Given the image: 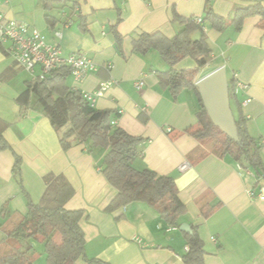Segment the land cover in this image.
<instances>
[{
    "label": "crops",
    "instance_id": "0c3cea01",
    "mask_svg": "<svg viewBox=\"0 0 264 264\" xmlns=\"http://www.w3.org/2000/svg\"><path fill=\"white\" fill-rule=\"evenodd\" d=\"M254 2L264 6V0H79L74 10L51 11L62 21L50 28L41 0H0L5 19L36 29L48 44L59 47L63 57L79 53L97 66L82 82L69 75L67 85L92 93L108 83L92 106L120 112L116 127L144 139L142 154L132 163L135 169L174 179L187 210L180 226L196 228L205 251L204 264H264V200L249 195L264 189V181L259 180L255 190L257 179L251 171L240 175L230 157H189L202 149L186 132L197 121V96L186 89L174 100L156 75L168 70V65L154 51L133 54L132 39L155 32L171 38L181 30L173 21L175 14L203 19L208 6L225 18L222 31L203 24L211 65L224 68L232 88L234 81L247 85L236 95L231 90V110L235 116L239 105L248 133L261 143L264 161V30L258 26L259 17L246 19L239 31L230 24L235 9ZM66 19L69 23L63 25ZM115 32L121 36L119 49ZM199 37L200 32L193 34ZM9 49V43H0V135L11 148L0 149V210L6 206L0 217V252L12 246L3 228L12 230L27 214L26 195L39 203L45 189L43 177L61 174L74 189L64 209L83 212L80 228L87 259L108 264H183L186 247L180 226L167 225L142 203L105 211L117 191L99 170L104 150L90 151L86 144H77L63 151L59 134L46 116L35 110L19 114L15 100L33 77L15 62ZM193 67L195 63L185 59L176 69ZM137 80L143 81L141 90L134 87ZM246 99L251 101L243 105ZM13 153L21 159L20 182L13 172ZM183 164L187 167L182 170ZM205 204L215 207L207 218L200 208ZM30 243L36 251L34 264H46L44 244ZM74 264L88 263L80 258Z\"/></svg>",
    "mask_w": 264,
    "mask_h": 264
},
{
    "label": "trees",
    "instance_id": "16d2710c",
    "mask_svg": "<svg viewBox=\"0 0 264 264\" xmlns=\"http://www.w3.org/2000/svg\"><path fill=\"white\" fill-rule=\"evenodd\" d=\"M78 1L70 4L67 0H41L48 26L53 28L56 23L62 21L56 15L49 14L51 11L62 14L66 9L74 10L78 6ZM254 17L260 18L258 26L264 30V6L261 2L235 9L230 24L239 31L246 19ZM173 21L181 26V30L171 38L160 32L137 34L132 39L133 54L144 56L154 51L168 65V70L156 72V75L160 85L168 90L174 100L186 89L193 91L197 96L198 108L195 113L197 121L186 132L202 146V149L189 157L198 159L205 154H215L220 158L230 157L244 170L251 171L257 179L254 189L259 190V180L264 181L261 143L248 133L239 105L236 115L233 116L237 130V140H234L211 122L194 81L195 74L210 65L213 59L203 32V24L216 31H222L227 25L226 19L216 15L208 6L199 24L192 18L185 19L176 14ZM68 23L69 19L62 22L63 25ZM196 32H200L197 39L193 38ZM115 42L119 49L121 36L117 32ZM185 59L192 60L195 67L176 69V66ZM69 75L70 68L61 66L49 72L43 79L37 78L27 82L25 90L15 100L19 106V114L35 110L46 116L59 134V143L63 151L77 144H86L90 151L104 150L99 170L106 182L117 191L107 205L106 212L142 203L155 211L167 225L179 228L187 210L178 196L174 179L171 176L158 175L149 169H135L132 163L141 156L144 139L116 127L120 112L94 109L80 91L67 85ZM232 85L233 82L230 81L228 96L231 109V98L234 97L231 94ZM0 149H11L1 135ZM13 154L15 160L13 172L20 182L21 159L16 153ZM43 181L45 189L39 203L34 204L26 195V216L12 230L6 231L3 228L12 246L0 252V264H34L36 251L30 243L32 240L44 244L46 264H74L80 258L88 264H108L96 259H87L85 256V240L80 228L83 212L64 209V205L74 194L70 183L61 174H48L43 177ZM5 207L3 205L1 208L0 217L4 216ZM200 208L205 218L215 209L207 204ZM183 237L186 247V253L182 256L183 264H204L205 251L196 235V228L191 226L190 232H184Z\"/></svg>",
    "mask_w": 264,
    "mask_h": 264
},
{
    "label": "built area",
    "instance_id": "2783aa9c",
    "mask_svg": "<svg viewBox=\"0 0 264 264\" xmlns=\"http://www.w3.org/2000/svg\"><path fill=\"white\" fill-rule=\"evenodd\" d=\"M195 23H201V19H194ZM59 36L58 33H56ZM0 43L10 44V53L15 62L25 71L32 75V80L43 79L54 69L61 66L70 68V75L75 82H82L89 72H94L97 66L84 55L79 53L70 54L66 57L61 55L57 45L48 44L45 37L36 29L30 28L26 24L18 23L14 20L5 19L0 13ZM35 68H39V74L35 75ZM108 87V83L100 85V87L92 93H82L83 97L92 105L96 98L103 95ZM137 90L143 87V81L137 80L134 83ZM247 85L238 81H234L233 93L236 95L240 91H245ZM251 99H246L243 105L248 104ZM169 131V130H168ZM187 166L183 164L180 169ZM236 168L241 175L244 169L237 164ZM250 197L258 200H264V189L260 188L259 193L255 195L249 192Z\"/></svg>",
    "mask_w": 264,
    "mask_h": 264
},
{
    "label": "water",
    "instance_id": "95a60500",
    "mask_svg": "<svg viewBox=\"0 0 264 264\" xmlns=\"http://www.w3.org/2000/svg\"><path fill=\"white\" fill-rule=\"evenodd\" d=\"M200 99L211 122L228 137L237 140V130L230 108L228 83L223 67H218L195 82ZM180 231L190 232L187 225Z\"/></svg>",
    "mask_w": 264,
    "mask_h": 264
},
{
    "label": "rangeland",
    "instance_id": "374dc122",
    "mask_svg": "<svg viewBox=\"0 0 264 264\" xmlns=\"http://www.w3.org/2000/svg\"><path fill=\"white\" fill-rule=\"evenodd\" d=\"M211 68H212L211 63H210V65L205 66L202 70H200L197 74H195L194 81L196 82L199 78L208 74L212 70ZM217 148H218V146L215 147V149H217Z\"/></svg>",
    "mask_w": 264,
    "mask_h": 264
}]
</instances>
